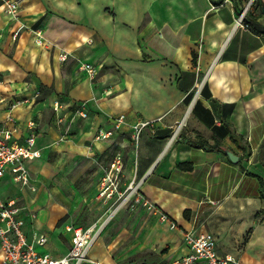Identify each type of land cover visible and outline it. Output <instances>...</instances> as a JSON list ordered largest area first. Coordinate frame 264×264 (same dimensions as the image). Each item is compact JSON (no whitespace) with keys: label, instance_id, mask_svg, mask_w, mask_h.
I'll return each mask as SVG.
<instances>
[{"label":"crops","instance_id":"obj_1","mask_svg":"<svg viewBox=\"0 0 264 264\" xmlns=\"http://www.w3.org/2000/svg\"><path fill=\"white\" fill-rule=\"evenodd\" d=\"M211 1L217 0H24L15 21L4 17L0 0V127L23 142L26 123L36 122V148L42 156L26 166L41 161L34 173L28 168L29 174H37L47 159L43 141L54 132L52 127L44 135L42 116L45 109L54 112L55 101L61 104L58 115L63 106L75 110L85 103L87 116L81 120L92 137L111 127V117L124 114L113 138L97 141V153L118 145L124 182L141 180V193L182 225L175 228L180 235L175 258L187 252L182 230L195 227L212 232L218 251L242 264V255L222 250L217 239L230 236L236 223L241 233L251 231L243 255L255 241L257 253L264 255V10L259 13L264 0L252 7L255 30L233 29L236 6L244 0L214 9ZM256 5L259 11L253 10ZM21 22L26 28L13 40L11 33ZM34 29L42 31V45L35 43ZM61 52L67 53L65 61L58 59ZM78 61L94 64L93 80ZM36 92L39 96L33 97ZM24 96L31 100L9 109L14 98ZM158 118L141 133L135 149L132 125ZM179 123V134L169 142ZM198 139L219 142L223 151L186 142ZM227 150L238 156L236 163ZM188 165L192 169L184 170ZM251 166L261 169L253 172ZM5 180L15 183L9 173L0 185ZM15 195L0 194L25 208L27 238L32 233L47 238L44 245L34 243V249L64 255L72 237L67 226H79L63 219L66 208L51 200L31 219L27 211L35 209ZM185 210L191 211L192 221L184 218ZM45 212L47 224L42 222ZM41 225L51 233L39 229ZM89 258L95 260L91 254Z\"/></svg>","mask_w":264,"mask_h":264},{"label":"rangeland","instance_id":"obj_2","mask_svg":"<svg viewBox=\"0 0 264 264\" xmlns=\"http://www.w3.org/2000/svg\"><path fill=\"white\" fill-rule=\"evenodd\" d=\"M253 10L259 11L258 5ZM225 12L224 10L222 15ZM78 63L80 65L81 62ZM46 95L47 92H44L43 96ZM80 105L81 103L77 104ZM74 111L72 107L63 106L58 115L50 108L45 109L42 116L44 135L50 128L54 129L52 138L44 140L42 144L47 152L46 161L39 173L28 174L26 184L5 180L0 185L1 196L16 194L19 201L34 208L35 214L39 215L46 209L49 201L55 200L67 210L63 219H70L83 227L94 224L101 227L99 236L89 250L95 260L85 264H107L109 261L114 264H168L178 255L180 235L177 230L162 223L158 214L147 211L140 204H131L117 210L106 221L108 210L115 208L118 200L115 197L105 203L97 198L96 189L111 157L119 147L111 144L106 151L97 153L100 148L97 147L94 136L84 130L85 123L81 120L84 117ZM139 144L140 141L137 150ZM39 165L41 161L34 160L28 168L34 173ZM260 169V166H251L253 172H259ZM125 186L126 182L122 178L121 189ZM247 217L246 220L249 218ZM184 218L192 221L191 211ZM42 222L47 224L46 212L42 216ZM233 226L234 229L227 234L230 236L217 239L219 247L236 256L242 255V264H264V255L256 251L257 241L249 253H242L251 231L241 233L239 225L233 223ZM40 227L43 232L51 233L43 225Z\"/></svg>","mask_w":264,"mask_h":264},{"label":"built area","instance_id":"obj_3","mask_svg":"<svg viewBox=\"0 0 264 264\" xmlns=\"http://www.w3.org/2000/svg\"><path fill=\"white\" fill-rule=\"evenodd\" d=\"M256 0H244L238 4L234 13L233 29L241 28L251 30L250 24L246 22L248 12L251 10ZM4 17L7 20L19 19L24 0H3ZM233 0H217L210 3L212 9L231 3ZM26 28L24 23H20L11 33L13 40H16L20 32ZM35 43L42 45L45 41L40 29H34ZM2 28H0V38ZM60 61L67 58L66 52H61L58 56ZM80 68L86 72L88 79L93 80L96 76V68L93 63L82 62ZM200 84V86H198ZM196 87L195 95L203 85V80ZM39 93L33 94L38 97ZM1 100V98H0ZM31 97L24 96L14 98L9 103V109L12 110L18 106L27 104ZM61 107L57 101L53 104L54 113L57 114ZM74 113L82 117L87 116L85 103L77 106ZM11 120L12 117L8 116ZM157 120H139L132 125L130 141L134 147H137L141 133L147 127H153ZM125 121V115L119 114L111 117V127L108 129H98L94 134L96 141H103L113 138ZM27 135L23 142L12 138V130L0 127V179L9 173L15 182L26 184L28 181V168L26 162L36 158H41V151L36 148V122L30 119L27 123ZM181 124H177L171 133L169 142L174 139L180 131ZM123 170V157L121 152H116L110 161L109 166L105 169L102 180L97 190V198L102 199L105 203L116 197L117 205L112 210H108L110 219L117 210L128 205L140 204L147 211L158 214L162 223L167 224L170 228H177L176 222L168 214L162 211L156 204L147 199L140 191L141 180L127 183L124 189H121ZM25 208L18 206L14 199L4 200L0 196V264H81L84 261H92L89 258V250L99 236L101 227L96 224L88 227L69 225L67 229L72 232L71 244L69 250L60 257H54L47 252H37L34 249V243L44 245L47 238L43 234L32 233L31 240L27 238L25 232ZM27 215L34 219L35 212L27 211ZM182 241L187 248V252L178 258L170 261L168 264H240L237 257L230 254H222L217 249L216 237L212 232L207 230H198L195 227L182 230Z\"/></svg>","mask_w":264,"mask_h":264},{"label":"trees","instance_id":"obj_4","mask_svg":"<svg viewBox=\"0 0 264 264\" xmlns=\"http://www.w3.org/2000/svg\"><path fill=\"white\" fill-rule=\"evenodd\" d=\"M242 3V2H241ZM255 3L257 4V1H255ZM239 4H240V2H239ZM253 7V6H252ZM236 8H238L237 6H236ZM262 10H264V7H262L261 6V8H260V11H259V13L261 14L262 13ZM252 11V8H251V10L248 12V14H247V17H246V22H248L249 24H250V29L251 30H255V22H254V20H253V13L251 12ZM193 58H194V56H193ZM188 100H189V98H188V96L185 98V102L187 103L188 102ZM230 137H231V139H232V141L233 142H235L236 144H237V141L235 140V138H234V136H233V134L231 133V135H230ZM187 142V144L189 145V146H192V147H197V148H202V149H204V150H207V151H223V147L221 146V144L219 143V142H215V143H213V144H210V143H208L206 140H204V139H198V140H187L186 141ZM238 145V144H237ZM178 167L179 168H181L182 167V164H179L178 165ZM192 168H191V165H188L187 166V168H185L184 170H191ZM261 197H264V193H262V190H261ZM188 212V210H185L184 211V216L186 215V213ZM250 230H248V232H249ZM250 233V232H249Z\"/></svg>","mask_w":264,"mask_h":264},{"label":"water","instance_id":"obj_5","mask_svg":"<svg viewBox=\"0 0 264 264\" xmlns=\"http://www.w3.org/2000/svg\"><path fill=\"white\" fill-rule=\"evenodd\" d=\"M226 154L232 163H236L238 161V156L235 153H233L231 150H227Z\"/></svg>","mask_w":264,"mask_h":264}]
</instances>
